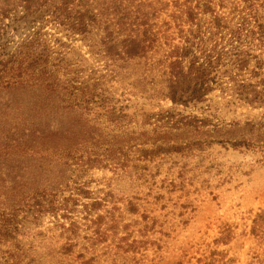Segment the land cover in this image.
Instances as JSON below:
<instances>
[{
	"label": "trees",
	"instance_id": "16d2710c",
	"mask_svg": "<svg viewBox=\"0 0 264 264\" xmlns=\"http://www.w3.org/2000/svg\"><path fill=\"white\" fill-rule=\"evenodd\" d=\"M49 24L80 36L104 68L86 78L55 57L43 38ZM9 30L29 34L15 41ZM115 83L135 100L118 97ZM218 97L264 109V0H0V264L30 258L18 236L48 216L63 256L75 254L89 223L106 220L108 201L86 184L65 196L75 173L76 185L96 167L138 174L214 145L264 154V121H219ZM251 234L264 243V210ZM86 255L77 258L96 264Z\"/></svg>",
	"mask_w": 264,
	"mask_h": 264
},
{
	"label": "rangeland",
	"instance_id": "374dc122",
	"mask_svg": "<svg viewBox=\"0 0 264 264\" xmlns=\"http://www.w3.org/2000/svg\"><path fill=\"white\" fill-rule=\"evenodd\" d=\"M9 31L15 41L29 34ZM43 33L56 51L54 56L62 55L72 68L81 66L86 78L93 68H104L105 62L90 53L80 36L59 31L53 24L45 26ZM115 84L118 97L135 100L131 88ZM216 94L221 96L220 91ZM171 106L169 101L161 103L164 109ZM214 108H220L216 118L226 124L232 120L264 121V109L241 101L227 106L218 97ZM185 112L209 115L195 109ZM209 151L194 158L173 156L162 165L147 164L138 174L131 166L117 172L96 167L77 185L73 183L75 173L65 196L76 197L77 188L86 184L94 197L108 201L103 210L107 211L106 220L100 227L88 224L86 238L72 256L57 252L62 245L58 239L61 230L55 228L53 218L46 217L39 227L23 228L18 239L30 256L23 264H82L77 258L80 252L95 257L96 264H219L220 260L264 264V243L251 234L253 220L264 210V154L225 145H214ZM82 210L80 206V217L85 215ZM227 229L232 230L231 240L217 243ZM101 232L106 235L99 237Z\"/></svg>",
	"mask_w": 264,
	"mask_h": 264
}]
</instances>
